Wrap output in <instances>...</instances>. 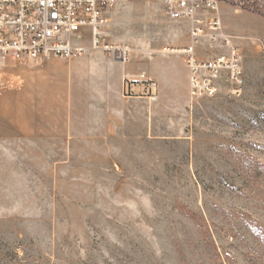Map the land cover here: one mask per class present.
Here are the masks:
<instances>
[{
  "label": "rangeland",
  "instance_id": "374dc122",
  "mask_svg": "<svg viewBox=\"0 0 264 264\" xmlns=\"http://www.w3.org/2000/svg\"><path fill=\"white\" fill-rule=\"evenodd\" d=\"M242 3L264 0H220L243 58L241 96L135 101L151 136L110 161L40 145L48 157L29 166L13 143L0 147V264H264V16ZM107 18L108 38L132 54L191 43V22L157 0H119ZM70 38L89 47L92 29Z\"/></svg>",
  "mask_w": 264,
  "mask_h": 264
},
{
  "label": "crops",
  "instance_id": "0c3cea01",
  "mask_svg": "<svg viewBox=\"0 0 264 264\" xmlns=\"http://www.w3.org/2000/svg\"><path fill=\"white\" fill-rule=\"evenodd\" d=\"M157 3L165 13L163 1ZM203 37L208 42L200 39L197 43L199 57L215 59L227 53L222 39ZM208 43L223 48L207 50ZM132 56L130 62L122 63L100 50L88 49L57 61L6 58L0 76V147L11 151L8 145L13 143L15 158L32 166L30 161L48 157L39 153L40 145L68 152L98 151V157L110 161L111 152L133 151L144 144L151 128L148 120L144 122V112L134 108L135 101H156L160 108L167 99L188 98L190 70L184 57L175 53L151 57L143 49L134 50ZM172 65L181 69L180 76ZM128 72L144 73L158 85L130 83L125 78ZM88 118L96 120L94 128L88 127Z\"/></svg>",
  "mask_w": 264,
  "mask_h": 264
},
{
  "label": "built area",
  "instance_id": "2783aa9c",
  "mask_svg": "<svg viewBox=\"0 0 264 264\" xmlns=\"http://www.w3.org/2000/svg\"><path fill=\"white\" fill-rule=\"evenodd\" d=\"M150 2L156 0H147ZM165 14L172 19L191 21V43L185 47H170L168 53L182 55L190 70V97L193 100L216 98L227 91L239 97L244 92L245 74L239 46L224 35L223 21L218 11L220 0H162ZM118 0H0V76L3 61L10 57L51 60L82 55L88 49L100 50L128 63L132 60L129 44L108 38V11ZM204 12H209L205 14ZM92 29L89 47L74 44L73 33L83 27ZM203 36L212 41L223 40L228 51L215 59L201 58L196 45ZM128 82H157L144 73H126Z\"/></svg>",
  "mask_w": 264,
  "mask_h": 264
},
{
  "label": "trees",
  "instance_id": "16d2710c",
  "mask_svg": "<svg viewBox=\"0 0 264 264\" xmlns=\"http://www.w3.org/2000/svg\"><path fill=\"white\" fill-rule=\"evenodd\" d=\"M242 5H244L246 8H248L252 12H255V13L259 14V15H263L264 16V10L262 8L248 6V5H245L244 3H242Z\"/></svg>",
  "mask_w": 264,
  "mask_h": 264
}]
</instances>
